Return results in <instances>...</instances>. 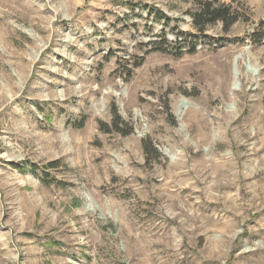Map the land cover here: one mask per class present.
Wrapping results in <instances>:
<instances>
[{
  "label": "rangeland",
  "instance_id": "374dc122",
  "mask_svg": "<svg viewBox=\"0 0 264 264\" xmlns=\"http://www.w3.org/2000/svg\"><path fill=\"white\" fill-rule=\"evenodd\" d=\"M217 1L0 0V264H264V0Z\"/></svg>",
  "mask_w": 264,
  "mask_h": 264
},
{
  "label": "trees",
  "instance_id": "16d2710c",
  "mask_svg": "<svg viewBox=\"0 0 264 264\" xmlns=\"http://www.w3.org/2000/svg\"><path fill=\"white\" fill-rule=\"evenodd\" d=\"M197 10L190 15L191 24L198 32L203 33L205 28L210 25L219 23L223 29L227 31L232 25L240 20L241 14L233 9L230 5L220 3L217 0H199ZM119 118H117L118 120ZM115 130L122 135H127L130 132H122L118 128V122L114 121ZM146 155L150 153L147 143H144ZM49 167H56V163H51Z\"/></svg>",
  "mask_w": 264,
  "mask_h": 264
}]
</instances>
